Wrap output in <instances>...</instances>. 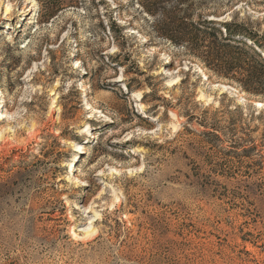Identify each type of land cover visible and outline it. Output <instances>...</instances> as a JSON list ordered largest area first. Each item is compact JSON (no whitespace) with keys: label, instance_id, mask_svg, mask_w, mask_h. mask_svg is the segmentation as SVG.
Wrapping results in <instances>:
<instances>
[{"label":"rangeland","instance_id":"obj_1","mask_svg":"<svg viewBox=\"0 0 264 264\" xmlns=\"http://www.w3.org/2000/svg\"><path fill=\"white\" fill-rule=\"evenodd\" d=\"M140 1L0 0V264H264V0Z\"/></svg>","mask_w":264,"mask_h":264},{"label":"trees","instance_id":"obj_2","mask_svg":"<svg viewBox=\"0 0 264 264\" xmlns=\"http://www.w3.org/2000/svg\"><path fill=\"white\" fill-rule=\"evenodd\" d=\"M140 2L149 14L153 16L162 14V17L156 20L155 28L160 36L175 45L198 40L200 33L216 39L218 32L216 27L213 25L203 27L204 23L193 20L192 0H141ZM225 29L228 34L223 40H228L232 32L227 25Z\"/></svg>","mask_w":264,"mask_h":264},{"label":"bare ground","instance_id":"obj_3","mask_svg":"<svg viewBox=\"0 0 264 264\" xmlns=\"http://www.w3.org/2000/svg\"><path fill=\"white\" fill-rule=\"evenodd\" d=\"M32 1L34 2V0H32ZM6 13H7V10H6ZM0 94H2V90L1 89H0ZM135 94H137V92Z\"/></svg>","mask_w":264,"mask_h":264}]
</instances>
